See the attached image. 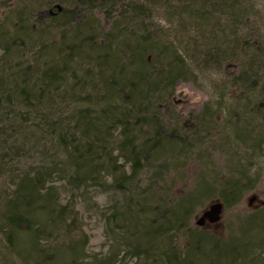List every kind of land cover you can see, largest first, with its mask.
Masks as SVG:
<instances>
[{"label": "trees", "instance_id": "16d2710c", "mask_svg": "<svg viewBox=\"0 0 264 264\" xmlns=\"http://www.w3.org/2000/svg\"><path fill=\"white\" fill-rule=\"evenodd\" d=\"M253 13L247 0H0V264H264V209L224 237L190 222L203 204L232 210L264 156ZM198 69L220 74L228 126L209 103L176 110ZM30 148L48 162L19 170ZM88 186L115 193L101 208L113 243L89 260L72 202Z\"/></svg>", "mask_w": 264, "mask_h": 264}, {"label": "rangeland", "instance_id": "374dc122", "mask_svg": "<svg viewBox=\"0 0 264 264\" xmlns=\"http://www.w3.org/2000/svg\"><path fill=\"white\" fill-rule=\"evenodd\" d=\"M247 2L251 4L256 27L262 37L261 39L264 41V0H247ZM158 21L165 34H169L171 37L176 36L173 32L172 25H169L163 18L158 19ZM196 72L198 77L195 81L179 83L175 88L172 101L176 106V110L178 112H198L205 103H209L212 108L217 111L216 117H219V122L222 120L223 123L221 125H223V127L228 126L229 124L226 125L229 119L227 107L229 106L230 99L218 95V87L221 83L220 74L208 69H198ZM219 106L223 107L224 110L222 111ZM24 152L27 155H25L23 159H20L18 163H13L19 170H27L30 166H33V164L40 165L41 162H48V160L45 159L44 161L38 160L39 151H33L32 148H30V151L25 149ZM214 155L216 165H219L221 169L222 173H220H226L227 176H230L229 173L231 174L232 171H229L228 167L225 168L227 164L226 159H228V157L222 153ZM250 161L251 163H247V165H249L247 172L252 181L251 190L241 195L238 204L229 212H224L222 206L216 208L215 205H209L207 207V203L205 204L207 208L204 207L201 209L204 204L197 207L192 212L190 218V222L193 226L196 224L201 226V229L209 230L218 236L224 237L226 234V221L233 217L230 221L232 226L233 220H236V216H240L241 213H243V215H248L255 211V208L256 210L264 209V156H262L261 153L255 154L254 156L252 155ZM18 174L21 173L18 171ZM55 176L56 175H54V177ZM1 178L2 180L5 179L3 177ZM7 183L8 180L5 181L3 188L6 189L5 186ZM48 184H52L54 187L59 188V197L62 203L69 200L68 189L63 187V182L61 180L54 179V181ZM114 194L112 190L104 191L97 186H88L84 191L79 192L72 200L76 211V224L81 230V235L83 233L82 236L84 238L82 253L87 260L90 259L88 257L92 254L98 253V256H103L107 254L111 248L113 243L111 236L113 237V234L107 231L109 229L105 221L106 219L103 216V214L107 211L109 212V210L104 212L101 208H109L115 198ZM205 212L209 213L208 216H205L203 222L198 224L197 220L201 218ZM179 242L181 246L185 245V238H181ZM122 251L123 246L120 248L119 252L122 253ZM262 256L264 258V255ZM16 260L13 258L14 263L12 264H17ZM134 261V258L129 259L128 257L123 260L126 264H133ZM118 264H120V262H118Z\"/></svg>", "mask_w": 264, "mask_h": 264}, {"label": "water", "instance_id": "95a60500", "mask_svg": "<svg viewBox=\"0 0 264 264\" xmlns=\"http://www.w3.org/2000/svg\"><path fill=\"white\" fill-rule=\"evenodd\" d=\"M214 205H215L216 208L221 207V205H220L219 203H216V204H214ZM208 214H209V213L205 212L204 215H203L201 218H199V219L197 220V223H198V224H201V223L203 222V218H205V216H208Z\"/></svg>", "mask_w": 264, "mask_h": 264}, {"label": "bare ground", "instance_id": "6f19581e", "mask_svg": "<svg viewBox=\"0 0 264 264\" xmlns=\"http://www.w3.org/2000/svg\"><path fill=\"white\" fill-rule=\"evenodd\" d=\"M45 21V20H44Z\"/></svg>", "mask_w": 264, "mask_h": 264}]
</instances>
